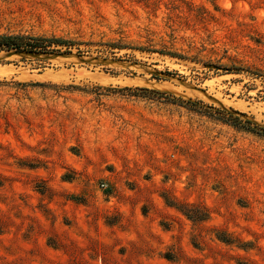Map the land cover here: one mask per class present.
Masks as SVG:
<instances>
[{"label": "rangeland", "instance_id": "374dc122", "mask_svg": "<svg viewBox=\"0 0 264 264\" xmlns=\"http://www.w3.org/2000/svg\"><path fill=\"white\" fill-rule=\"evenodd\" d=\"M3 34L64 43L0 50V264H264V135L220 119L264 128V0H0Z\"/></svg>", "mask_w": 264, "mask_h": 264}, {"label": "trees", "instance_id": "16d2710c", "mask_svg": "<svg viewBox=\"0 0 264 264\" xmlns=\"http://www.w3.org/2000/svg\"><path fill=\"white\" fill-rule=\"evenodd\" d=\"M64 42H61L56 39H45L38 37H30L25 35H0V50H15L17 52H42V53H51L55 50L51 49L52 45H61ZM139 92H153L159 98H164L167 102L183 104L190 109L197 110L198 105L188 100H183L182 98L175 97L169 94L160 93L157 91L147 90V89H139ZM137 95V94H135ZM220 116L223 121L232 123V125L241 127L252 132H255L260 135H264V128H261L255 125L253 122L249 120H240L237 116H234L229 113L221 112Z\"/></svg>", "mask_w": 264, "mask_h": 264}]
</instances>
